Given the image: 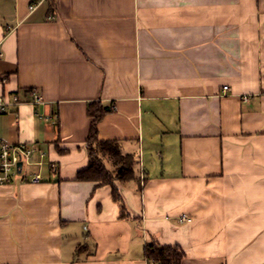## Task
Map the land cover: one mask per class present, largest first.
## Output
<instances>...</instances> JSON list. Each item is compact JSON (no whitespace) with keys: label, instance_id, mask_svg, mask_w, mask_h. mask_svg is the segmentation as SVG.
<instances>
[{"label":"crops","instance_id":"crops-1","mask_svg":"<svg viewBox=\"0 0 264 264\" xmlns=\"http://www.w3.org/2000/svg\"><path fill=\"white\" fill-rule=\"evenodd\" d=\"M38 1L0 0V145L36 150L0 186V264H264V0ZM94 103L137 160L127 215L77 177Z\"/></svg>","mask_w":264,"mask_h":264},{"label":"trees","instance_id":"trees-1","mask_svg":"<svg viewBox=\"0 0 264 264\" xmlns=\"http://www.w3.org/2000/svg\"><path fill=\"white\" fill-rule=\"evenodd\" d=\"M91 105L88 115L92 119V123L87 145L90 164L87 169L79 172L77 177L81 181L95 182L96 186L111 185L113 199L121 204L122 214L127 215L126 206L123 203L120 189L116 186V181L136 180L135 166L137 160L133 154H123L118 141H101L98 139L97 126L102 116L110 112V109L95 103ZM107 160L112 161L113 171L107 168ZM184 256L185 252L180 245H160L157 242H151L145 250V259L148 264H182Z\"/></svg>","mask_w":264,"mask_h":264},{"label":"built area","instance_id":"built-area-1","mask_svg":"<svg viewBox=\"0 0 264 264\" xmlns=\"http://www.w3.org/2000/svg\"><path fill=\"white\" fill-rule=\"evenodd\" d=\"M41 0L34 2L29 7L31 11L36 10ZM56 16L52 15L48 17L49 21H55ZM3 56L2 51H0V58ZM224 90H229L228 87H225ZM36 102H41L42 98L38 95H35ZM19 103V97L15 95L12 103L4 100L2 97L0 99V112L7 110V106L15 105ZM36 150L34 144L27 145L24 143L11 144L4 142L0 145V186H5V184H10L13 180L12 178L17 176L22 180H27V171L24 172L25 167H30L32 157L35 154ZM21 163L22 166L18 164ZM30 183H41L42 178L39 175H34L29 180ZM181 221L192 222V219L188 218L187 215L181 216Z\"/></svg>","mask_w":264,"mask_h":264},{"label":"rangeland","instance_id":"rangeland-1","mask_svg":"<svg viewBox=\"0 0 264 264\" xmlns=\"http://www.w3.org/2000/svg\"><path fill=\"white\" fill-rule=\"evenodd\" d=\"M108 161H110V160H108ZM109 163H112V161H110ZM28 169H29V167H25L24 172L26 173V171H28Z\"/></svg>","mask_w":264,"mask_h":264},{"label":"water","instance_id":"water-1","mask_svg":"<svg viewBox=\"0 0 264 264\" xmlns=\"http://www.w3.org/2000/svg\"><path fill=\"white\" fill-rule=\"evenodd\" d=\"M19 166H22L21 163L18 164Z\"/></svg>","mask_w":264,"mask_h":264}]
</instances>
